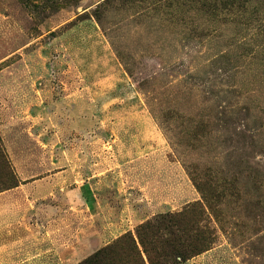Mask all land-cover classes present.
<instances>
[{
  "label": "rangeland",
  "instance_id": "374dc122",
  "mask_svg": "<svg viewBox=\"0 0 264 264\" xmlns=\"http://www.w3.org/2000/svg\"><path fill=\"white\" fill-rule=\"evenodd\" d=\"M0 142V264L195 203L216 239L180 264H264V0H0ZM42 220L37 261L10 233Z\"/></svg>",
  "mask_w": 264,
  "mask_h": 264
},
{
  "label": "trees",
  "instance_id": "16d2710c",
  "mask_svg": "<svg viewBox=\"0 0 264 264\" xmlns=\"http://www.w3.org/2000/svg\"><path fill=\"white\" fill-rule=\"evenodd\" d=\"M193 179V178H192ZM206 206L219 199L222 191L208 189L194 181ZM17 179L0 142V192L17 187ZM213 190V191H212ZM210 200V201H209ZM202 207L192 204L177 213H159L137 225L135 234L127 231L77 264H180L211 248L215 234L201 224Z\"/></svg>",
  "mask_w": 264,
  "mask_h": 264
},
{
  "label": "crops",
  "instance_id": "0c3cea01",
  "mask_svg": "<svg viewBox=\"0 0 264 264\" xmlns=\"http://www.w3.org/2000/svg\"><path fill=\"white\" fill-rule=\"evenodd\" d=\"M71 208H73V207H71ZM100 209H102V208L100 207ZM87 210H89V209H87ZM51 225H53L52 220H47V221L42 220L40 222H37L36 231L38 232L37 233V239H38L37 243L38 244L36 246H34V243L31 242L32 239H30L32 237V232H27L26 230H23V229H21L20 235L17 234L18 236H16V233L14 234V231H12L10 233L11 237L13 238L11 241L14 242L13 244L20 243L22 245L23 249H22L21 253H25V252L31 253L36 249L35 256H37V258H38L37 261L38 260L40 261L42 254H44L48 250L49 251L54 250L55 230H54V228H52ZM101 225H102L101 230H98V227L96 226L97 228H96L94 233H92L90 235H86V237H84L85 243H90L91 245H93V244L98 245L101 243L107 244L110 241H112L113 239L120 236L121 234L132 230L131 225L125 226V223H123L122 221H120V222L116 221V222H110V223H107L104 221V222H101ZM25 228L27 229L29 227L25 226ZM7 237H8V235H7ZM82 248H83V246L79 248V251H78V249H75L72 252V254L69 255V258L65 262L68 264L76 263L75 258L78 256V253L83 252V249L87 250L86 247L83 249ZM33 256H34V254H32V256H30V257H33ZM38 264H40V263H38ZM58 264H60V262Z\"/></svg>",
  "mask_w": 264,
  "mask_h": 264
}]
</instances>
